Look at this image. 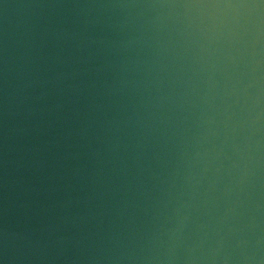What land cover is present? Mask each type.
<instances>
[{
    "label": "clouds",
    "instance_id": "clouds-1",
    "mask_svg": "<svg viewBox=\"0 0 264 264\" xmlns=\"http://www.w3.org/2000/svg\"><path fill=\"white\" fill-rule=\"evenodd\" d=\"M0 264H264V0H0Z\"/></svg>",
    "mask_w": 264,
    "mask_h": 264
}]
</instances>
